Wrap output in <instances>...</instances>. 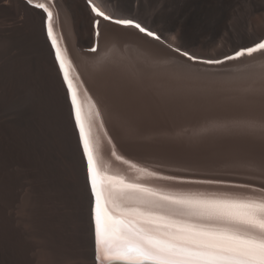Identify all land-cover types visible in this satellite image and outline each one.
Here are the masks:
<instances>
[{
    "label": "bare ground",
    "instance_id": "6f19581e",
    "mask_svg": "<svg viewBox=\"0 0 264 264\" xmlns=\"http://www.w3.org/2000/svg\"><path fill=\"white\" fill-rule=\"evenodd\" d=\"M95 1L116 19H132L152 29L162 41L99 18L98 50L92 52L96 17L86 0H32L31 5L24 0H0V43L23 44L34 60L5 63L0 57V264H97L94 198L86 161L67 87L46 36L47 14L37 4H44L53 14V35L66 57L65 67L77 87L83 114L92 122L100 171L106 178H116L113 199L121 210L114 209L113 215L129 222L114 225L118 235L126 234L132 242L156 251L159 242L167 240L168 231L138 214L144 208L136 199L139 193L124 188L120 180L165 194L203 193L264 202L236 193L191 189L200 187L195 185L169 182L164 189L143 184L103 168L101 162L120 167L111 157L112 146L124 158L142 160L130 147L114 105L113 90L124 81L145 86L172 83L174 74L205 80L237 76L248 80L243 87L264 90V50L207 65L187 61L172 49L178 47L203 59H221L255 44L264 37V26L256 28L248 18L264 10V0ZM217 42L221 45L214 47ZM65 163H69L68 173ZM169 174L163 175H174Z\"/></svg>",
    "mask_w": 264,
    "mask_h": 264
},
{
    "label": "rangeland",
    "instance_id": "374dc122",
    "mask_svg": "<svg viewBox=\"0 0 264 264\" xmlns=\"http://www.w3.org/2000/svg\"><path fill=\"white\" fill-rule=\"evenodd\" d=\"M253 14L249 21L256 28L264 26V10ZM220 45L214 43V47ZM10 46L0 45L3 54L0 57L5 58V63L34 62L23 44ZM171 76L175 78L172 83L149 82L138 86L124 81L113 90L115 109L124 123L130 147L140 153L142 160L124 158L112 146L111 157L120 167L114 169L111 162L104 160L102 167L164 189L172 182L200 186L191 189L236 193L264 201V90L243 87V83L248 86V80L237 76L213 80ZM107 140L111 142L108 137ZM65 169L70 172L69 163H65ZM169 173L225 183L209 185L159 178Z\"/></svg>",
    "mask_w": 264,
    "mask_h": 264
},
{
    "label": "snow or ice",
    "instance_id": "6c2138e0",
    "mask_svg": "<svg viewBox=\"0 0 264 264\" xmlns=\"http://www.w3.org/2000/svg\"><path fill=\"white\" fill-rule=\"evenodd\" d=\"M28 3L31 4L32 0H28ZM89 3L91 4V0ZM35 7L43 9L47 14V36L55 51V60L67 87V96L86 161L87 177L94 198L93 220L97 264H112L116 260L123 261L124 264H264V202L231 200L203 193L165 194L154 192L139 184H125L120 180L119 183L124 188L139 193L136 199L144 205V208L138 211V214L154 219L158 222V227L168 231L165 232L167 240L159 242L161 246L156 251L145 249L132 242L126 234H117L114 225L129 222L113 215L114 209L121 210L113 199V184L116 178H106L100 171L97 144L92 136V122L83 114L77 87L69 78L65 67L66 57L53 35V14L44 4H37ZM91 11L97 18L102 17L103 21L123 28L135 29L152 41L160 40L157 33L135 20L114 19L94 4L91 5ZM93 23L99 29L101 22L96 20ZM99 36L97 30V37ZM97 50L98 44L90 49L92 52ZM261 50H264V41L240 49L223 59H203L178 47L173 48L179 57L187 61L208 65L223 64L245 54L251 56ZM140 171L143 172L144 169ZM161 178L209 185L225 183L218 179L185 181L173 176ZM106 179L108 183L104 182ZM240 229H244L245 232L242 233ZM248 232L256 234L248 235Z\"/></svg>",
    "mask_w": 264,
    "mask_h": 264
},
{
    "label": "water",
    "instance_id": "95a60500",
    "mask_svg": "<svg viewBox=\"0 0 264 264\" xmlns=\"http://www.w3.org/2000/svg\"><path fill=\"white\" fill-rule=\"evenodd\" d=\"M190 181H192V180H190ZM112 264H124V262L116 260V261H113Z\"/></svg>",
    "mask_w": 264,
    "mask_h": 264
}]
</instances>
